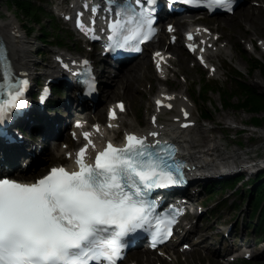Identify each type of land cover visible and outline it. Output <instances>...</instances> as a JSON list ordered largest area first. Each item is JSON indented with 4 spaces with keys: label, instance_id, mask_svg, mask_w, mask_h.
<instances>
[{
    "label": "snow or ice",
    "instance_id": "snow-or-ice-1",
    "mask_svg": "<svg viewBox=\"0 0 264 264\" xmlns=\"http://www.w3.org/2000/svg\"><path fill=\"white\" fill-rule=\"evenodd\" d=\"M212 3L231 10L225 0ZM136 7L118 8L109 21L113 46L144 42L152 34V10L141 6V0ZM77 27L90 31L79 19ZM27 84L15 77L0 46V124L11 118L13 109L24 106ZM109 117L114 119V112ZM83 135L88 143L75 154V169L54 167L32 183L0 178V264H116L129 234L151 232L153 246L172 235L173 219H161L148 198L156 188L183 182L171 147L126 133L123 146L108 141L89 159L88 148L95 145L88 133Z\"/></svg>",
    "mask_w": 264,
    "mask_h": 264
},
{
    "label": "rangeland",
    "instance_id": "rangeland-1",
    "mask_svg": "<svg viewBox=\"0 0 264 264\" xmlns=\"http://www.w3.org/2000/svg\"><path fill=\"white\" fill-rule=\"evenodd\" d=\"M43 5L46 7L49 12H51V8L55 7L56 4L62 2V0H46L42 1ZM261 4V9L264 11V0H248L246 3L241 5L232 15H228L225 17L216 16H206L203 18L204 23L208 24L210 27H213L220 35L223 36V41L218 43V47L216 50H219L218 55L215 57V62L217 69L215 73L211 74L208 72L207 69H203L200 66H196L194 63L193 57L188 54L184 49L181 48L179 44H170L169 50L172 54L173 60L171 61L172 67L168 71L169 74V84L175 85L176 89L175 92H179L186 84L190 85V92L193 97V102L196 107H193V116L196 119V122L200 124L207 125L211 128L215 129V132L207 133L206 137L211 138V136H215L220 142L223 144V148L225 150H236L239 154V157L234 159V165L241 166V159H250L253 163H258L256 160L264 158V113L263 117H261V123L259 126L251 125L250 121V114L245 110H235V109H227L222 107L220 101L221 96L217 92H210L208 94L209 101L206 103H202L198 101L196 98V88L194 89V83L201 82L202 78L210 79L211 81H215L216 85L224 86L228 89L231 86H234L233 82L228 80L227 78V70H231L229 64H235L243 73L244 80L251 84L253 87L264 90V77L260 70L255 69L253 72L249 71V64L246 60L241 59L238 54V43L242 42L243 38L249 37L253 38H261L263 45L261 48L256 49L257 52H254L255 56L264 63V18H260L261 20L258 23H255L254 29L249 26L248 23L243 22L241 15L243 11L249 6H258ZM5 11L12 13L20 22L21 30L25 33L26 38L31 41V45L29 46L32 54L38 60L35 66L32 65L33 72H41L44 71V67L48 65L54 64L53 61V52L56 50H68L74 54L81 50L80 47H83L81 42L76 38V36L72 33L69 25L65 22L56 19L57 22L53 20L50 21L49 17L45 14L42 15L41 21L39 23L40 27H44L43 31L50 34L51 37L56 35L65 38L66 46L68 47H57L51 46L49 43L45 44L40 41L38 34L40 33L39 26H37L36 30L32 29L33 31L28 33L25 31L27 26L32 27L31 19L24 17L19 11L16 10L15 6H11L8 0H0V16L4 17ZM188 18L187 15L184 16ZM233 19V20H232ZM55 20V21H56ZM36 25V24H35ZM42 31V30H41ZM50 40L53 38H49ZM164 43L162 42L160 46ZM152 47V45H148V48ZM220 47V49H219ZM91 45V50L89 51L90 47H84L82 50L85 53L92 52L93 50L98 51ZM81 50V51H82ZM41 52V53H40ZM178 53L180 54L183 62L180 64L184 67V70H179L177 65L178 60ZM251 54L250 52H248ZM253 55V54H252ZM261 55V56H260ZM140 64H142V68H145V60L148 62V68L146 69L147 76L141 78L142 72H139L138 77L142 80H137L134 82L137 85V91L131 93L130 99H128L125 95L121 94L123 92V87L121 84L115 83L116 78H121L118 76V72L116 75L111 77V73L108 76H105L104 79L106 80L104 85L101 88V93L99 95L98 101L95 106L91 110H87L86 117L89 118L90 115H94L97 111L101 110L102 115L104 116L105 106L109 103L114 101L115 99H123L126 103L127 110L122 114V119L125 124H130L132 127H145L148 123V115L150 112L151 107V97L154 93L157 92L158 88L169 86L168 82H164L162 79L155 74L152 65L148 61L147 57H139ZM133 62H137V59ZM225 64V67L222 66ZM37 69H33L36 67ZM111 72H114V69L108 68ZM183 69V68H182ZM150 74L154 76L151 77ZM37 74H35L36 76ZM44 76L40 75L35 78L39 82L43 81ZM114 80V81H113ZM120 81V79H117ZM116 81V82H119ZM219 83V84H218ZM115 89V94L106 99H103V93L105 89ZM64 98V97H63ZM238 97L232 98V103L236 102ZM129 102L131 104H129ZM205 108L206 112L210 115V120H204L200 117V108ZM63 106H58L60 112L56 117H66L67 122H70L72 119L75 118L76 111L72 109V115H67ZM55 113V112H54ZM54 113L51 116L52 121H54ZM168 116L167 113H161L160 117L162 120ZM131 120V122H130ZM193 137H201V133H193ZM208 143V139L206 141ZM33 144L35 147L37 144L42 146H51L50 149L54 147L53 141L47 139H43L40 136L33 137ZM56 147V146H55ZM58 147V144H57ZM52 155L57 159V156L52 153ZM63 155V154H62ZM46 154L41 151L37 153L36 157V164L32 167L23 166L25 170V174H30L34 172L35 174L42 173L47 165H45L43 158ZM31 158L27 159L25 163H28ZM262 162V161H261ZM258 164H262V163ZM47 164V163H46ZM256 164V165H258ZM257 171L259 172L260 167L257 166ZM257 174V173H256ZM255 173L251 174V178L249 181H246L248 175L244 174V181L245 183L248 182V185L245 184V188L247 189L249 186L252 187V179L256 175ZM205 182V181H204ZM202 184H199L201 187ZM243 187L238 184V190L236 192L229 191L227 189L221 190L220 188H216L215 191L217 194L208 196L205 189L200 188V192L194 194L193 200L196 202L203 203L204 212L199 215H195L191 218V222L195 223L200 227L203 231L211 233L213 235L207 241L201 242L198 245L194 244V241L197 237L190 235L187 242L190 244L191 249H186L184 253H180L177 255L178 264H244L241 256L235 257L233 261L225 259L222 256V252H224L227 248H231L233 243L229 244V241L226 240L224 244L226 245L225 248L223 246H219V241L221 240V235L224 232H236L240 235L245 232L249 235L246 239L249 240V243L253 241V229L250 227H245V222L248 220L249 215L251 213V206L252 203L249 201V196L247 193H244L245 190L242 189ZM240 205L238 208L236 206ZM236 208V209H235ZM193 210H196V206L192 207ZM255 221V219H253ZM213 224V226L209 229H204V227L208 224ZM186 226L187 223H185ZM237 228L235 229V226ZM181 231L182 228H180ZM243 238L244 236H241ZM238 238L235 239V244L238 242ZM241 242V239H240ZM252 248L256 249L257 251H261L260 254H256L255 257H252V261L255 263H264V250L259 248L258 246L253 245ZM139 249H135L129 251L126 255V259L122 264H127L129 260L138 261V264H144V258L136 257L134 255ZM216 250V252H215ZM172 252V251H170ZM172 254V253H171ZM174 258L175 256L172 255ZM172 256L170 258H165L167 264H174ZM157 261V260H155ZM159 261L155 262L154 264H158Z\"/></svg>",
    "mask_w": 264,
    "mask_h": 264
},
{
    "label": "bare ground",
    "instance_id": "bare-ground-1",
    "mask_svg": "<svg viewBox=\"0 0 264 264\" xmlns=\"http://www.w3.org/2000/svg\"><path fill=\"white\" fill-rule=\"evenodd\" d=\"M263 1V0H262ZM261 4L258 6H252L249 5L242 13L241 18L243 22H246L249 24L250 27L254 29L255 23H258L261 19L264 18V11L261 9ZM4 17L0 16V34L2 35V38L7 46L9 55L11 59L13 60L14 65L17 69H20V71L27 70L29 74H32V65L37 64L38 60L34 57L32 54L29 46L31 45V41L28 40L20 29V23L18 19L10 12L5 11ZM165 35V33H164ZM222 37V36H221ZM168 38V36H167ZM200 39L205 41V36L201 35ZM154 49H162L157 42L153 43ZM164 51H169L168 49H165ZM216 53L214 51H211L210 53H207V58L210 60L212 64V59L214 57V54ZM217 54V53H216ZM93 56V55H92ZM216 56V55H215ZM261 56V55H260ZM169 58V62H170ZM183 59L181 58L180 54L178 53V61L183 62ZM179 63L177 65L181 68L179 70H184V67ZM145 68H142V64H140V59H137V62H132L127 65H123L115 71V74L118 76H121V78H116L115 83L121 84L123 87V92L121 94L125 95L128 99H130L131 93H134L137 91V85L134 84L137 80H142L141 78H144L146 76V69L148 68V62L145 60ZM167 65L164 63L162 67V73L158 74H164L166 71ZM183 68V69H182ZM44 74L45 78L54 76V66L49 65L44 68ZM102 72H106L105 69L102 70ZM139 72H142L141 78L138 77ZM106 74V73H104ZM117 79H120L117 80ZM114 81V80H113ZM119 81V82H116ZM115 89H105V92L103 93V98L107 99L112 97L115 94ZM165 92L163 88H160L158 90V93ZM193 98L192 94L190 92V85L188 84L186 88L182 89L179 93L173 95L172 97V112L171 114L164 119V123H160L159 121V114L156 115V122L153 125H150L148 128L152 127V130L156 131L157 133H167L171 138L177 141V143L181 146L182 153L187 156L190 159V162L197 166V170L200 174H202L203 177L208 176V174L211 173H223L224 171L228 169H233L234 167H237V165H234V159L239 157V154L236 150H225L222 146L223 144L220 142L219 139H217L215 136H211V138H207V133L215 132L214 128H211L207 125L200 124L196 122V119L192 116L193 107V101L190 99ZM129 104H131L129 102ZM127 110V106L125 107ZM162 110V109H161ZM186 111H189L191 113V116L187 119L182 117V114ZM97 115L98 119H101L102 111L99 110L95 113ZM152 114V113H151ZM86 117V115H84ZM189 120V124L186 126L182 124V121ZM158 121V122H157ZM118 123V128H122V130H128V131H138L142 134H149V129H143V128H134L131 127L130 124L126 126L122 119V115H119V118L115 121H113V124ZM131 122V120H130ZM64 123V121H62ZM150 123V122H148ZM57 128V127H56ZM75 129L74 127L72 128ZM112 129H107L105 127L100 126L99 131L94 134L95 140L101 139V136L106 137L107 134L111 133ZM194 132H200L201 137L196 138L192 136V133ZM64 134V131L58 127L57 131L54 133V136L60 135L62 136ZM77 136L75 135V139L71 140V143H76ZM208 139V143H206ZM69 149H63L58 148L55 150V153L57 155H60V153H66ZM14 154H11V157ZM50 159V155L47 156L44 161H48ZM251 162L247 159H242L241 163H247ZM248 172V168H243ZM32 175H24L20 174L17 175L18 178L26 179L28 177H31ZM212 225L206 226V228H210ZM195 231V235H199V240H204L209 234L203 233L198 227H196L195 224L191 223V225L185 229V233L182 236V241L178 243V245L181 247L186 240L188 239V235L191 232ZM171 249H174L175 243H171ZM183 251V250H178ZM177 250H173V253L177 256L178 253ZM149 251H137L134 253L136 257L143 258L146 257L147 263L146 264H153L152 256L149 255ZM244 253V251H242ZM157 260H160V264H166V262L162 258H158ZM136 263L135 261H132ZM176 264L177 261H175Z\"/></svg>",
    "mask_w": 264,
    "mask_h": 264
},
{
    "label": "trees",
    "instance_id": "trees-1",
    "mask_svg": "<svg viewBox=\"0 0 264 264\" xmlns=\"http://www.w3.org/2000/svg\"><path fill=\"white\" fill-rule=\"evenodd\" d=\"M11 6H15L16 10L19 11L24 17L31 19L30 21H34L40 23L42 16V7L37 6L34 0H8ZM29 29V27L27 28ZM45 33H42V39L45 41ZM252 68L259 69L264 77V64L259 63V61L255 60ZM241 95H238V100L235 103H231V100L234 96L233 94H227L224 96L221 93V105L227 109H235V110H245L250 114V121L259 126L261 123V117H263L264 113V90H259L253 87L251 84L244 79L239 81ZM199 96L202 97L203 101H207L205 95L208 94L210 87L209 86H200ZM204 117H209L207 112H204ZM255 181H260L255 185L257 190V194L255 195V203L254 205L257 207L262 201L264 202V172L258 173L256 177L253 179ZM262 222L264 225V210L262 213ZM247 264H253L251 262H246Z\"/></svg>",
    "mask_w": 264,
    "mask_h": 264
}]
</instances>
